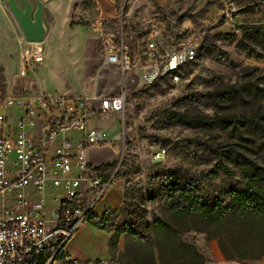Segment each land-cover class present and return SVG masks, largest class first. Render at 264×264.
<instances>
[{"label": "rangeland", "instance_id": "374dc122", "mask_svg": "<svg viewBox=\"0 0 264 264\" xmlns=\"http://www.w3.org/2000/svg\"><path fill=\"white\" fill-rule=\"evenodd\" d=\"M27 1L33 12L37 2L44 5L45 61L34 67L35 75L17 80L21 54L28 47L8 4L0 0L3 114L7 113L1 110L4 98L16 90L28 96L40 91L117 95L123 77L118 68L105 64L110 40L111 45L129 50L134 67L141 63L151 35L160 46L199 49L196 64L187 69L180 85L161 81L141 88L128 83L124 111L91 124L102 139L104 132L109 137L91 150V167L115 175L116 183L94 211L97 218L109 211L108 222L96 219L99 230L83 224L68 243L66 251L74 258L107 259L109 236L102 229L116 231L129 222L136 223L143 210L147 222L168 220L173 183L195 182L204 197L226 205L230 192L244 187L242 165L249 160L264 165V0ZM16 2L23 8L20 0ZM209 39L216 46L211 58L202 52ZM134 78L131 74L130 81ZM171 113L186 117L189 123L171 121ZM248 120L260 124L243 126ZM115 124L122 126L117 138L109 132ZM160 149L166 151L165 158L156 160L154 155ZM213 169L219 172L218 177L205 180V174ZM226 170L235 175L229 176ZM185 238L195 244L204 264H264V235L259 239L251 232L245 238L243 254L251 258L246 261L237 259L234 240L219 238L217 231L208 236L191 232ZM119 247L123 250L122 240Z\"/></svg>", "mask_w": 264, "mask_h": 264}, {"label": "built area", "instance_id": "2783aa9c", "mask_svg": "<svg viewBox=\"0 0 264 264\" xmlns=\"http://www.w3.org/2000/svg\"><path fill=\"white\" fill-rule=\"evenodd\" d=\"M25 42V41H24ZM107 42L105 64L123 77L117 95H9L0 113V264H117L110 260H78L68 243L94 215L98 203L116 181L89 161V153L105 144L93 120L121 114L127 84L149 88L161 81L178 86L196 64V46L164 47L147 37L143 59L134 67L129 50ZM18 77L35 75L45 60L43 43H27ZM135 78L130 81V75ZM160 149L156 160L164 159Z\"/></svg>", "mask_w": 264, "mask_h": 264}, {"label": "trees", "instance_id": "16d2710c", "mask_svg": "<svg viewBox=\"0 0 264 264\" xmlns=\"http://www.w3.org/2000/svg\"><path fill=\"white\" fill-rule=\"evenodd\" d=\"M231 39L235 41L236 37ZM215 51L214 40H207L202 52L211 58ZM3 84L2 80L1 94L5 91ZM169 119L179 124L189 123L186 117L177 113H171ZM256 122L248 120L243 126L260 124ZM234 130H238V127ZM226 171L229 176L235 175ZM218 173L217 169H213L204 178L212 181L218 177ZM240 177L244 187L232 190L226 205L204 197L202 187L195 182L184 185L173 183L169 188L171 205L168 220L147 222L146 211L143 210L136 223L129 222L116 231L102 229L112 234L109 243L112 261L116 260L118 264H204L203 256L185 235L194 232L208 236L213 231L218 232L219 238L228 236L234 240L238 260H251L243 254V244L251 232L259 235V239L264 235V165L257 160H249L242 165ZM108 214L109 211L102 218V223L108 222ZM94 221L91 220V224L96 227ZM122 238L125 244L123 250H120Z\"/></svg>", "mask_w": 264, "mask_h": 264}, {"label": "water", "instance_id": "95a60500", "mask_svg": "<svg viewBox=\"0 0 264 264\" xmlns=\"http://www.w3.org/2000/svg\"><path fill=\"white\" fill-rule=\"evenodd\" d=\"M22 7H19L16 0H2L9 6V10L16 19L20 33L27 43L42 44L47 35V28L44 24V5L37 2V9L33 12L32 5L27 0H20Z\"/></svg>", "mask_w": 264, "mask_h": 264}, {"label": "bare ground", "instance_id": "6f19581e", "mask_svg": "<svg viewBox=\"0 0 264 264\" xmlns=\"http://www.w3.org/2000/svg\"><path fill=\"white\" fill-rule=\"evenodd\" d=\"M62 1H63V0H62ZM67 1H68V0H67ZM50 2H51V1H50ZM63 2H64V1H63ZM63 2H62V3H63ZM59 4H61V2H59ZM59 4H58V5H59ZM66 5H67V4H66ZM49 9H50V8H49ZM64 10H65V8H64ZM48 12H49V11H48ZM50 13H51V12H50ZM52 13H53V12H52ZM52 13H51V14H52ZM51 14H50V15H51ZM63 14H64V12H63ZM47 15H49V14H47ZM51 16H52V15H51ZM52 17H53V16H52ZM62 17H63V16H62ZM52 19H54V18H52ZM58 19H59V17H58ZM61 19H63V18H61ZM55 20H56V19H55ZM51 21H52V20H51ZM62 21H63V20H62ZM59 22H60V21H59ZM59 24H60V23H59ZM61 24H62V23H61ZM64 24H65V23H64ZM62 26H63V25H62ZM64 26H65V25H64ZM50 33H51V32H50ZM58 33H59V32H58ZM73 33H74V32H73ZM75 33H76V32H75ZM68 34H69V32H68ZM55 35H56V33H55ZM55 35H54V36H55ZM65 35H66V33H65ZM69 35H71V34H69ZM54 36H53V37H54ZM66 36H67V35H66ZM55 37H56V36H55ZM76 37H77V36H76ZM76 37H75V38H76ZM53 39L55 40V38H53ZM70 39H71V38H70ZM72 39H73V38H72ZM58 40H60V39H58ZM76 40H77V39H75V41H76ZM55 41H56V40H55ZM55 41H54V42H55ZM56 42H57V41H56ZM68 42H69V40H68ZM5 44H6V43H5ZM7 44H8V43H7ZM54 44H55V43H54ZM56 44H57V43H56ZM59 44H61V42H60ZM66 45H67V44H66ZM68 45H69V44H68ZM71 45H72V44H71ZM21 46H22V45H21ZM21 46H20V47H21ZM58 46H59V45H58ZM78 46H79V45H78ZM50 47H52V46L50 45ZM52 48H53V47H52ZM64 48H65V47H64ZM57 49H58V48H57ZM67 49H68V47H67ZM57 51H58V50H57ZM52 53H53V52H52ZM55 54H56V53H55ZM59 54H60V53H59ZM76 54H78V53H76ZM56 56H57V55H56ZM59 60H60V58H59ZM44 61H45V60H44ZM50 61H51V60H50ZM61 61H62V58H61ZM54 62H55V61H54ZM56 62H57V61H56ZM56 64H59V63H56ZM53 65H55V64H53ZM59 66H60V65H59ZM55 67H57V66H55ZM57 68H58V67H57ZM70 74H71V73H70ZM114 120H115V118H113L112 121H113V122H116V121H114ZM118 121H119V120H118ZM107 129H108V128H107ZM120 129H122V126H119V124H115V126H114L113 128H112V127L109 128V132H110V134L113 133V136H112V137L117 138V137H119V131H120ZM121 131H122V130H121ZM107 137H108V135H106V133L104 132V138H103L104 141H107ZM108 138H109V137H108ZM110 138H111V136H110Z\"/></svg>", "mask_w": 264, "mask_h": 264}, {"label": "crops", "instance_id": "0c3cea01", "mask_svg": "<svg viewBox=\"0 0 264 264\" xmlns=\"http://www.w3.org/2000/svg\"><path fill=\"white\" fill-rule=\"evenodd\" d=\"M97 1V0H96ZM98 2V1H97ZM17 80H19V82L20 81H22L23 79H20L19 77H17ZM26 80V79H25ZM16 85H17V83H16ZM17 94H21V91H18V90H16V91H13L10 95H17ZM95 121H97V120H93V121H91L90 122V127L91 128H94V127H92L91 126V124L93 123V122H95ZM99 121V120H98ZM95 129V128H94ZM91 152V151H90ZM91 154L89 153V156H90ZM90 158H91V156H90ZM89 161H90V159H89ZM116 187V186H115ZM113 188V187H112ZM111 189V188H110ZM109 189V190H110ZM108 190V191H109ZM111 210H113V209H111ZM104 217V216H103ZM103 217H100V218H97L96 216H95V214L91 217V219L87 222L88 223V226L90 227V228H92L93 230H96L97 228L95 227V226H93L92 224H91V220H96V219H102ZM97 230H99V229H97ZM103 232H106L107 234H108V236H109V243H110V240H111V238H112V234L111 233H108L107 231H105V230H102ZM122 240V245H123V247H124V244H125V239L124 238H122L121 239ZM108 250H109V245H108ZM68 253V252H67ZM69 254V253H68ZM71 257H73L71 254H69ZM74 258V257H73ZM76 259V258H75ZM79 260V259H78ZM105 260H111V257H110V255L108 256V258L107 259H105Z\"/></svg>", "mask_w": 264, "mask_h": 264}]
</instances>
